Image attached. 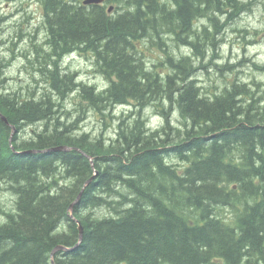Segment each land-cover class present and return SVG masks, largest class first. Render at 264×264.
<instances>
[{
  "label": "trees",
  "instance_id": "1",
  "mask_svg": "<svg viewBox=\"0 0 264 264\" xmlns=\"http://www.w3.org/2000/svg\"><path fill=\"white\" fill-rule=\"evenodd\" d=\"M82 1L39 0L42 44L30 37L23 55L41 76L34 90L6 89L0 58V193L14 197L0 208V264H52L58 246L71 250L55 264H264V89L229 65H213L220 88L197 76L252 3ZM72 53L106 84L64 68ZM150 107L163 120L154 129ZM88 111L116 123L112 139L82 131ZM58 147L72 150L43 152Z\"/></svg>",
  "mask_w": 264,
  "mask_h": 264
},
{
  "label": "rangeland",
  "instance_id": "2",
  "mask_svg": "<svg viewBox=\"0 0 264 264\" xmlns=\"http://www.w3.org/2000/svg\"><path fill=\"white\" fill-rule=\"evenodd\" d=\"M260 2V6L252 8V15H250L246 20L237 24V27H239L240 29L255 28L259 31L256 34L251 33L252 40H257L255 47L252 43L240 39V37H243L247 40L246 36L248 35L238 33L240 31L238 30V28L235 29L238 31L236 35L232 33V28H229V32H227L226 34L223 33V40L220 39V41H217V43L220 44V47H218L217 49L218 56L217 58H215L216 60L214 59L212 62L211 59L210 62H205L204 65L207 64L208 67L206 69H201V71H207L210 76L209 80L207 81V76H204L206 73L200 74V76L203 77V81L201 82L206 84V86L202 84V86L205 88L204 91L206 90V88H209L208 82H210V80L213 81L214 79L212 88L215 89L220 88L221 85H223L226 81L224 80V78L220 77V74L218 72L214 71L217 68V65H215L214 67L211 66L214 64L229 65V69L225 70L228 75L235 74L238 78H242V76L250 77L246 80L245 84L254 87L253 91L255 93L264 89V69H262L255 62H253L252 64V61L247 58L246 62L249 64L245 67V71L243 72V70H240L239 62H237L240 58L242 59L245 53H250V57L255 56V60L259 61V63L264 62V37L262 35L264 33V0H261ZM40 12L41 9L39 0H0V58L2 57V59H10L9 64L5 61L2 63V66H5L4 71L6 70V73L9 76L8 78L10 79L9 85L6 84L8 82H5V85H7L6 89L8 90H17L20 86L26 87L29 90H34L36 88V86L34 85V80H38L39 78H41L40 74L33 76V74H35V71H32L30 68V64L28 63L29 58L27 56L26 59L23 56L26 53V55H28L30 51V37H33L35 35V41H37L35 43L42 44L44 31L39 27V20H41L39 14ZM20 30H22V32H20ZM21 39L26 40L22 41ZM208 56H211V53ZM150 57L152 59L156 56L154 55ZM151 59H148V61H150ZM30 60L32 59L30 58ZM64 63L65 65H67V67L71 68L69 69L70 71L78 72L79 78L86 83L95 85L97 88L102 87L106 84V81L101 75L94 73L92 60L86 58L84 55H75L74 57H68L64 60ZM201 82L199 81L200 84ZM38 83L40 85L41 80L38 81ZM75 102V98L71 97L67 102L64 101L63 103H65L67 109L70 110V112L74 116H77L79 114H82L83 111L82 109H77V106L74 105L76 104ZM122 111L124 113L118 112V114L115 116L119 117L122 114H127L128 112L127 109H122ZM154 112V108L150 107L145 111V116L149 125H151L152 127H158L161 124V119L157 117ZM175 116L176 117L173 118H177V115ZM105 122L106 124L110 125L105 126ZM115 124L116 123H113L110 119H106V121H104L98 114H95L93 111H88L87 116L85 117L82 124H80V127L82 131L84 130L86 132H90V134L96 136L101 133L100 137L102 136L103 138L112 139L115 132ZM35 126L38 127H32L39 130L41 129L40 124ZM32 127H27L24 133H20L19 139H28L30 136L29 134H31L30 128ZM13 201L14 197L8 194V192L6 193L4 191L0 193L1 209H4L6 211L13 210ZM177 203H179V199ZM101 213L107 215V213L103 211H101ZM225 213H227V210L225 211Z\"/></svg>",
  "mask_w": 264,
  "mask_h": 264
},
{
  "label": "bare ground",
  "instance_id": "3",
  "mask_svg": "<svg viewBox=\"0 0 264 264\" xmlns=\"http://www.w3.org/2000/svg\"><path fill=\"white\" fill-rule=\"evenodd\" d=\"M84 1V0H83ZM83 1L81 2L82 3V5H83ZM245 4L247 3V0H242ZM261 0H248V2H251L252 3V7H251V11H246L245 10V8H242V12L240 13V16L241 17H238V20L236 21V22H234V23H231V24H229L226 28H225V31H224V33L226 34L227 32H229V28H232V33H234V35H236V33L238 32L237 30H235L236 28H238V30H241V33H243L244 35H248V36H246L247 37V40L246 39H244L243 37H240V39L241 40H245V41H248V42H250V43H252L253 45H254V47H255V45H256V43H257V40H252V34H256V33H258L259 31L257 30V29H255V28H252V29H249V28H239V27H237V24L239 23V22H242V21H244V20H246L250 15H252V13H253V11H252V8H254V7H256V6H260L261 5V2H260ZM104 4V0L102 1V3L101 4H98V5H103ZM236 23V24H235ZM17 25V24H16ZM252 33V34H251ZM263 35V37H264V33L262 34ZM22 40V39H21ZM23 41V40H22ZM227 42V41H226ZM75 55H78V54H75V53H72V54H70L68 57H74ZM250 55V53H245L244 55H243V57H242V59L239 61H237V62H239V66H240V70H243V72L245 71V67L246 66H248V64L249 63H247L246 62V60H247V58H249L251 61H252V64H253V62H255V63H257L262 69H264V62H262V63H259V61H256L255 60V56H249ZM67 57V58H68ZM66 59V58H65ZM64 59V60H65ZM64 62V61H63ZM213 66V65H212ZM63 67L64 68H69V69H71L70 67H67V65H65V63H63ZM213 69H215V68H213ZM70 71V70H69ZM214 71H216V69L214 70ZM71 72H73V71H71ZM203 72V73H202ZM207 71H199L198 73H197V75H198V78H199V81L201 82V81H203V77H201L200 76V74H204V73H206ZM217 72V71H216ZM77 73V78L79 79V81H81V82H83V83H86L85 81H83V80H81L80 78H79V75H78V72H76ZM204 76H206V75H204ZM208 76H209V73L207 74V81L209 80L208 79ZM210 77V76H209ZM248 78H250V77H246V76H242V78H239V79H241V80H243V82L245 83L246 82V80L248 79ZM12 79V78H11ZM214 82V79H213V81H211L210 80V82H208V84H209V87H212V85L214 84L213 83ZM86 84H89V83H86ZM202 84L203 85H205L206 86V84L205 83H203V82H201V86H202ZM90 85V84H89ZM203 87V86H202ZM220 87V86H219ZM209 89V88H208ZM121 109V110H120ZM120 109H118V111H117V113H116V111H115V113H112V115L115 117V115H117L118 114V112H120V111H122V109H127L128 110V112H127V114L129 113V112H131L132 110H133V108L131 107V105H125V107H122V108H120ZM147 109H149V108H147ZM146 109V110H147ZM145 110V111H146ZM155 110V109H154ZM155 114H156V116L157 117H159L160 118V116L156 113V112H154ZM144 114H145V112H144ZM175 115H178L177 114V112L176 113H174V117H176ZM155 116V117H156ZM117 117V116H116ZM115 117V118H116ZM120 117V116H119ZM102 118H104V117H102ZM145 119H146V122H147V125L149 126V128H151V129H154V128H156V127H152L151 125H149V123H148V121H147V118H146V116L144 117ZM106 119H110V118H108V117H105L103 120L104 121H106ZM161 119V118H160ZM110 120H112V119H110ZM114 123V122H113ZM163 123V120L161 119V124ZM160 124V125H161ZM108 125H110V124H106V122H105V126H108ZM159 125V126H160ZM158 126V127H159ZM12 128V130H14V128L13 127H11ZM86 132V131H85ZM67 148L68 147H58V150L57 151H61V152H69V151H71L72 149H70L69 151H67ZM54 149H57V148H53V149H50V150H46V151H43V152H50V151H52V150H54ZM26 152H30V153H35V152H32V151H26ZM52 152H55V151H52ZM90 182V181H89ZM88 182V183H89ZM80 197V196H79ZM70 211H72V208H70ZM69 215H71V213L69 214ZM74 221L76 222V224H77V226H78V230H79V227L81 226V223L77 220V219H74ZM82 227V226H81ZM82 233H83V229H82ZM81 238H82V235H81ZM79 239H80V231H79ZM82 241V240H81ZM80 241V242H81ZM79 241H78V244L80 243ZM77 244V245H78ZM59 247H61V249H60V251H68V250H71V248H66V247H62V246H59ZM53 257H54V255H53ZM53 257H52V255H51V262H52V264H55L54 263V261H53Z\"/></svg>",
  "mask_w": 264,
  "mask_h": 264
},
{
  "label": "water",
  "instance_id": "4",
  "mask_svg": "<svg viewBox=\"0 0 264 264\" xmlns=\"http://www.w3.org/2000/svg\"><path fill=\"white\" fill-rule=\"evenodd\" d=\"M103 0H84L83 1V5L84 6H87V5H91V4H100L101 2H102ZM111 9L112 8H109V11H111ZM3 120H5L4 118H3ZM6 121V120H5ZM58 150V148L57 149H54V150H52V151H57ZM70 149L69 148H67V151H69ZM79 231H80V239H79V242L82 240V238H81V235H82V227L80 226L79 227ZM61 249V247H56V249H54V251L51 253V255H52V257H53V255L57 252V251H59Z\"/></svg>",
  "mask_w": 264,
  "mask_h": 264
}]
</instances>
